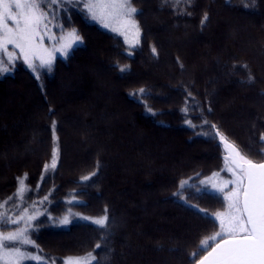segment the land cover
I'll return each mask as SVG.
<instances>
[{
	"label": "trees",
	"instance_id": "1",
	"mask_svg": "<svg viewBox=\"0 0 264 264\" xmlns=\"http://www.w3.org/2000/svg\"><path fill=\"white\" fill-rule=\"evenodd\" d=\"M133 6L141 31L133 51L73 4L57 10L65 33L81 38L68 56L38 75L20 58L0 76V203L18 211L23 179L30 212L36 204L56 221L70 218L64 225L77 221L47 220L31 233L44 264L88 252L99 264H194L201 241L218 230L207 217L223 210L218 194L194 189L224 167L211 126L251 159L264 153V0ZM9 85L21 92L12 101ZM24 145L36 159L14 152ZM74 147L84 154L69 157ZM81 214L90 219L75 220ZM105 215L100 228L93 221Z\"/></svg>",
	"mask_w": 264,
	"mask_h": 264
},
{
	"label": "snow or ice",
	"instance_id": "2",
	"mask_svg": "<svg viewBox=\"0 0 264 264\" xmlns=\"http://www.w3.org/2000/svg\"><path fill=\"white\" fill-rule=\"evenodd\" d=\"M81 3L85 18L124 36L125 42L128 33L139 36L134 0H0V75L13 69L20 58L33 72H39L42 69L51 71L56 55L68 56L81 38L75 29L65 34L57 10L63 12L73 4L79 8ZM206 20L205 15L201 23ZM45 41L51 46H46ZM152 53L156 54L155 48ZM120 71L126 69L121 68ZM252 79L249 76V80ZM143 91L141 89V93ZM188 123L191 125V120ZM211 127L216 129L215 135L224 151L223 172L227 173V178L217 172L208 180H202L201 184L211 185L220 198L223 211L207 217L218 230L201 241L198 252L192 254V260L194 264H264V153H258L261 161L257 162L221 134L215 125ZM260 140L264 142V135ZM57 155L54 148L52 171L57 167ZM48 169L49 165H45V170ZM18 183V211L9 214L4 210L7 202L0 203V264H44L46 258L39 255V249L31 239L33 221L40 214L39 208L33 204L30 212L29 207L23 206L25 181L21 179ZM187 183L183 182L181 189ZM47 199L45 196L44 200ZM39 203L43 204V201ZM107 220L105 215L93 222L105 228ZM67 222V217L60 221ZM7 226L14 228L3 230ZM102 242L103 238L95 245L96 249L101 248ZM52 264L56 261L53 260ZM62 264H99V261L96 253L88 252L83 256L68 257Z\"/></svg>",
	"mask_w": 264,
	"mask_h": 264
},
{
	"label": "rangeland",
	"instance_id": "3",
	"mask_svg": "<svg viewBox=\"0 0 264 264\" xmlns=\"http://www.w3.org/2000/svg\"><path fill=\"white\" fill-rule=\"evenodd\" d=\"M98 23V22H97ZM99 24V23H98ZM100 25V24H99ZM101 26V25H100ZM102 27V26H101ZM108 30V29H107ZM110 31V30H109ZM112 32V31H111ZM66 34V33H65ZM118 35V34H117ZM124 41H125V37L124 36H121V35H119ZM57 38H59V34L57 33ZM140 39H141V31H140V33H139V36L137 37L134 33H128L127 34V42H125L126 43V45H127V47H128V49L130 50V52L131 51H133V49H135L137 46H138V44H139V42H140ZM80 42V41H79ZM79 42L78 43H76L75 45H74V47L73 48H75L78 44H79ZM45 43H46V46H51L49 43H48V41H45ZM133 45H135V46H133ZM73 50V49H72ZM71 50V51H72ZM70 51V52H71ZM58 57H62V58H64L65 56H61V55H56V58L54 59V61H53V63L55 62V60L58 58ZM21 60H22V58H21ZM23 61V60H22ZM38 63V62H37ZM15 66H16V64H15ZM15 66H14V68L13 69H11L7 74H5V75H9V74H12L13 73V71H14V69H15ZM25 66L28 68V66L25 64ZM161 67V66H160ZM147 68V67H146ZM144 69V70H147V69ZM30 71H32L30 68H28ZM102 72L105 74V73H107L106 71H104L103 69H102ZM32 73H34V74H36V75H38V73L39 72H33L32 71ZM188 73H192V69H190L189 68V71H188ZM5 75H0V76H5ZM106 75V74H105ZM106 79H107V77H106ZM10 86V85H9ZM7 87V88H5V90H7V89H12L13 90V88H12V86H10V87ZM15 90V89H14ZM12 91V93H13V95L11 96V101L14 99V98H16V93L15 92H18L19 94L21 93L20 91ZM15 93V94H14ZM17 93V94H18ZM0 100H3V95L1 94V96H0ZM65 122L66 123H64L65 124V127L67 128V126H68V124L70 123V122H68L67 123V120H66V118H65ZM73 124H71L70 125V128H74V125L72 126ZM72 128V130H73V132H74V129ZM76 134V133H75ZM35 142H37V139H35ZM17 147V146H16ZM14 152H16L21 158H26V157H31L32 159H34L36 156V154H37V152L36 151H34V152H31V150L29 149V147L28 148H26V146L24 145L23 147H21L19 150L17 149V150H15ZM203 152H204V150H203ZM68 156L70 157V156H74L73 158L75 159V157L77 158V157H79V156H81L80 154H84V152L83 151H81L80 149L78 150V147H74V149H69L68 150ZM191 153V152H190ZM205 153H208V150H205ZM209 154V153H208ZM36 159V158H35ZM24 162H26V161H23L22 163H24ZM220 174H221V176L222 177H224V178H227V173H225V172H223V169L222 170H220V171H218ZM212 177V175H210L209 177H201L199 180H197V182H198V184L195 186V190L197 191V192H201V191H207V192H211V193H214V194H216L213 190H212V188H211V185L210 184H201V181L202 180H208L209 178H211ZM195 182V181H194ZM149 200L152 198V195H150L149 197ZM221 211H223V210H221ZM69 215V214H68ZM82 217H87V218H89L90 219V217L89 216H86V215H77V216H74V218H75V220H85V219H82ZM120 219H121V224H122V228H124V229H126V223H125V220H123L121 217H120ZM50 221L52 224H54V225H57V226H60V227H69V225H71V223H73V222H77V221H72L71 223H69V224H67V225H64V223H60V221H62V220H59V221H56L55 219H54V216H53V214L52 213H50L49 211H47V210H44V211H40V214H39V216L37 217V219L33 222V228L31 229V233H34L36 230H38V229H41L43 226L41 225V223L42 222H44V221ZM71 221V219L70 218H68V222H70ZM182 221H184V218L182 219ZM185 224H187L186 222H185ZM32 238V237H31ZM33 239V238H32ZM34 240V239H33ZM44 262H46V260L44 261ZM63 262V261H62ZM48 264H52V263H48ZM56 264H62V263H59L58 261L56 262Z\"/></svg>",
	"mask_w": 264,
	"mask_h": 264
}]
</instances>
